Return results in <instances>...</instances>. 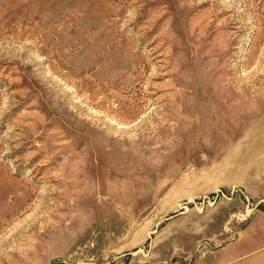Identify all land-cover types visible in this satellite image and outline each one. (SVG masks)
<instances>
[{"label":"rangeland","instance_id":"rangeland-1","mask_svg":"<svg viewBox=\"0 0 264 264\" xmlns=\"http://www.w3.org/2000/svg\"><path fill=\"white\" fill-rule=\"evenodd\" d=\"M0 264H264V0H0Z\"/></svg>","mask_w":264,"mask_h":264}]
</instances>
